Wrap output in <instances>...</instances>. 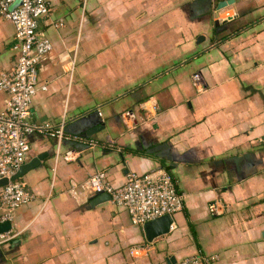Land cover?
I'll use <instances>...</instances> for the list:
<instances>
[{"label": "crops", "instance_id": "crops-1", "mask_svg": "<svg viewBox=\"0 0 264 264\" xmlns=\"http://www.w3.org/2000/svg\"><path fill=\"white\" fill-rule=\"evenodd\" d=\"M48 2L46 89L28 120L58 122L66 100L64 131L95 145L29 135L26 162H40L18 180L33 198L16 210L19 234L0 245V264H177L198 253L264 264V0ZM14 41L0 16V73L12 68ZM5 100L0 90V111ZM161 167L184 207L151 242L110 200L68 192L100 170L120 186Z\"/></svg>", "mask_w": 264, "mask_h": 264}, {"label": "built area", "instance_id": "built-area-1", "mask_svg": "<svg viewBox=\"0 0 264 264\" xmlns=\"http://www.w3.org/2000/svg\"><path fill=\"white\" fill-rule=\"evenodd\" d=\"M15 1L0 0V16L10 21L14 28L16 51L12 68L0 73V90L6 94L4 109L0 111V180L8 179L6 184L0 186V224L10 223L7 230L0 231V245L19 234V231L11 228V221L16 210L33 198L23 182L11 180L28 159L29 135L33 132L45 134L56 138L58 145L63 139L79 141L88 146L95 145L94 141L82 134L64 131L66 100L58 122H29L32 96L38 89H46L44 85L39 86L38 69L43 56L52 49V44L39 29V19L49 14L50 6L48 0H20L11 7ZM192 79L195 84H199L198 74H194ZM257 142L264 146V135ZM68 192L78 202L86 201L90 194H107L110 202L123 208L130 222L139 226L163 215L172 216L181 211L185 199V195L177 189L173 176L162 167L144 173L129 172L120 186H114L106 172L100 170L80 183L72 182ZM139 251L140 248L136 247L130 250L135 256ZM217 259V255L198 253L182 258L177 264H210Z\"/></svg>", "mask_w": 264, "mask_h": 264}, {"label": "water", "instance_id": "water-1", "mask_svg": "<svg viewBox=\"0 0 264 264\" xmlns=\"http://www.w3.org/2000/svg\"><path fill=\"white\" fill-rule=\"evenodd\" d=\"M20 2V0H16L14 4H12L11 7H14L15 5H17ZM40 159L38 158H34L32 160H30L29 162H25L23 163L19 169L17 170V172L11 177V180H17L19 179L21 176H23L29 169L33 168L34 166H36L37 163H39L40 161L38 160ZM39 161V162H38ZM8 182V179H1L0 180V186L6 184ZM99 201H105V200H109V195L107 194H100L99 196ZM173 222V218L170 215H163L161 217H158L156 219L147 221L146 223L143 224V230L145 233V238L147 241L151 242L154 238L166 234L169 232L170 228H171V224ZM10 227V223L9 222H4L2 224H0V231H4L7 230ZM174 260V258H170L169 262H172Z\"/></svg>", "mask_w": 264, "mask_h": 264}]
</instances>
